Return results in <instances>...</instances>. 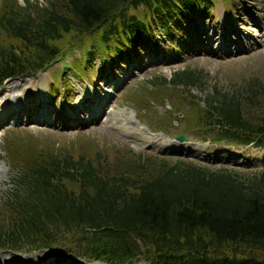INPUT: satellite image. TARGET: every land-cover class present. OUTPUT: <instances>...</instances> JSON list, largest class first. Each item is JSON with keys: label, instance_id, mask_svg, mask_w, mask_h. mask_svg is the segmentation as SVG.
<instances>
[{"label": "trees", "instance_id": "trees-1", "mask_svg": "<svg viewBox=\"0 0 264 264\" xmlns=\"http://www.w3.org/2000/svg\"><path fill=\"white\" fill-rule=\"evenodd\" d=\"M211 2H5L0 83L45 69L72 47L84 50L85 63L103 51L127 54L128 44L138 46L150 28L178 30V19L209 10ZM203 77L201 69L184 67L147 81L149 88L170 83L190 90ZM263 99L257 78L232 90L215 87L197 107L193 128L212 142L264 149ZM147 156L131 151L115 164L104 156L30 153L11 181L10 220L0 225V247L50 248L109 264H264V167Z\"/></svg>", "mask_w": 264, "mask_h": 264}, {"label": "rangeland", "instance_id": "rangeland-1", "mask_svg": "<svg viewBox=\"0 0 264 264\" xmlns=\"http://www.w3.org/2000/svg\"><path fill=\"white\" fill-rule=\"evenodd\" d=\"M29 1L44 4L47 0ZM211 1L210 12H188L190 19H178V30L169 26V32L164 33L157 27L150 28L139 48L130 42L125 55L117 50L113 56L103 51L102 57L83 64V50L72 47L62 50L48 70L1 82L0 87L9 80L17 83L18 87L9 88L7 93L25 90L31 103L0 102V169L4 170L0 183V225L10 220L6 202L11 181L28 163L30 153L84 154L92 159L104 156L117 164L129 159L134 151L144 157L152 153L166 156L169 162L184 157L211 166H264L262 148L253 144L211 143L193 128L197 107L203 105L204 98L215 87L232 90L257 78L264 93V0ZM5 2L15 0H0V6ZM131 9L128 10L132 12ZM203 28L209 29V36L202 33ZM184 67L202 70L201 86L187 90L166 83L149 88L147 78H169L172 72ZM74 70L81 71V75ZM39 74L42 75L37 77ZM43 75L46 81L40 83ZM263 104L264 99L260 110ZM11 105L27 107L12 112L7 108ZM20 110L23 113L16 114ZM178 133H185L188 142L172 143L170 137ZM233 152H238L239 158H233ZM152 159L160 161L159 156ZM238 160L242 162L237 163ZM4 254L18 260L43 255L47 264H66L63 259L58 260L63 257L83 264H109L66 252L57 254L50 248L32 250L26 245L0 247V259ZM36 260L39 259L30 262ZM131 264L150 263L137 259Z\"/></svg>", "mask_w": 264, "mask_h": 264}, {"label": "bare ground", "instance_id": "bare-ground-1", "mask_svg": "<svg viewBox=\"0 0 264 264\" xmlns=\"http://www.w3.org/2000/svg\"><path fill=\"white\" fill-rule=\"evenodd\" d=\"M233 29V28H232ZM230 30V29H229ZM202 33H204V34H206L207 36H209V34H210V31H209V29L208 28H203L202 29ZM238 34V33H237ZM225 38V37H224ZM210 40H213V38H210ZM200 43V42H199ZM223 47V46H222ZM209 48V47H208ZM217 51V50H216ZM244 51V50H243ZM209 53V52H208ZM40 75H42V74H39L37 77H39ZM39 80H40V83H43L44 81H46V77L43 75V77L41 78H39ZM37 85H38V83H36ZM118 86V85H117ZM16 87H18V84L17 83H15L14 81H7V83H5L3 86H1L0 87V102L1 101H3L2 103L4 104V103H10L11 102V100H14V101H19L18 103H21V102H26V101H29L30 102V100H28V99H26V98H28L29 96H27L28 95V92L27 91H25V90H20V91H18V92H16L15 93V91H13V92H9V93H7V91L9 90V88H16ZM17 94V95H15V94ZM18 94H20V96H18ZM99 98V97H98ZM100 100V99H99ZM106 102V101H105ZM83 103V102H82ZM104 103V102H103ZM35 104V103H34ZM10 105V104H9ZM7 107V106H6ZM24 107V105L22 106V108ZM29 107V106H28ZM26 109V108H25ZM80 109V108H79ZM48 110V109H47ZM13 112V111H12ZM102 112V110H100V106H99V113H101ZM34 115V114H33ZM88 117L90 118L91 117V115L89 114L88 115ZM92 119V118H91ZM53 122V121H52ZM59 123V122H58ZM63 123V122H62ZM40 124V123H39ZM55 125V124H54ZM47 126V125H46ZM56 126V125H55ZM66 127V126H65ZM174 142H176L175 140H174ZM3 173H4V170L3 169H0V183H1V181H2V175H3ZM5 255V254H4ZM1 255V259H0V264H17L18 263V261H21V262H26V263H28V262H30V260L31 259H39L35 264H41L40 262H42V261H46V257L45 256H43V255H41L39 258H31V257H29V256H24V257H20L19 258V260H18V258L16 259V258H14V257H11V256H7V255ZM55 257V256H54ZM62 259L65 261V263L66 264H83V263H79V262H77V261H75V260H73V259H69V258H66V257H63V258H60V260L62 261ZM41 260V261H40ZM60 261V262H61ZM53 262V261H52ZM57 262V261H56ZM30 264V263H29ZM85 264V263H84Z\"/></svg>", "mask_w": 264, "mask_h": 264}, {"label": "water", "instance_id": "water-1", "mask_svg": "<svg viewBox=\"0 0 264 264\" xmlns=\"http://www.w3.org/2000/svg\"><path fill=\"white\" fill-rule=\"evenodd\" d=\"M175 139L178 141H183L186 139V135L184 133H180L177 136H175Z\"/></svg>", "mask_w": 264, "mask_h": 264}]
</instances>
